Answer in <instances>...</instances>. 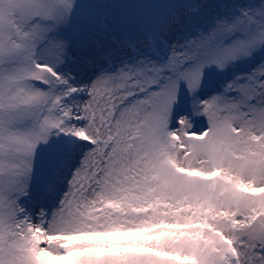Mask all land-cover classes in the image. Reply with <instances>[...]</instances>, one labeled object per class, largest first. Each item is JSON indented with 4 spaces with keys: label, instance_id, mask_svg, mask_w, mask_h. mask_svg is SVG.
I'll list each match as a JSON object with an SVG mask.
<instances>
[{
    "label": "snow or ice",
    "instance_id": "obj_1",
    "mask_svg": "<svg viewBox=\"0 0 264 264\" xmlns=\"http://www.w3.org/2000/svg\"><path fill=\"white\" fill-rule=\"evenodd\" d=\"M0 264H264V0H0Z\"/></svg>",
    "mask_w": 264,
    "mask_h": 264
}]
</instances>
